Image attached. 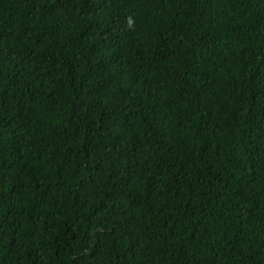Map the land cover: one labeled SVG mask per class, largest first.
<instances>
[{
	"label": "trees",
	"instance_id": "obj_1",
	"mask_svg": "<svg viewBox=\"0 0 264 264\" xmlns=\"http://www.w3.org/2000/svg\"><path fill=\"white\" fill-rule=\"evenodd\" d=\"M0 264H264V0H0Z\"/></svg>",
	"mask_w": 264,
	"mask_h": 264
},
{
	"label": "clouds",
	"instance_id": "obj_2",
	"mask_svg": "<svg viewBox=\"0 0 264 264\" xmlns=\"http://www.w3.org/2000/svg\"><path fill=\"white\" fill-rule=\"evenodd\" d=\"M129 23H131V20H129Z\"/></svg>",
	"mask_w": 264,
	"mask_h": 264
}]
</instances>
